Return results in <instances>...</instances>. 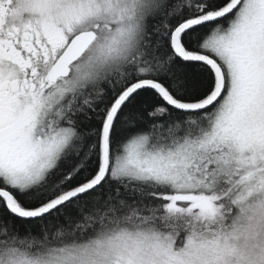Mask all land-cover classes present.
<instances>
[{
  "label": "snow or ice",
  "instance_id": "6c2138e0",
  "mask_svg": "<svg viewBox=\"0 0 264 264\" xmlns=\"http://www.w3.org/2000/svg\"><path fill=\"white\" fill-rule=\"evenodd\" d=\"M0 264H264V0H0Z\"/></svg>",
  "mask_w": 264,
  "mask_h": 264
}]
</instances>
